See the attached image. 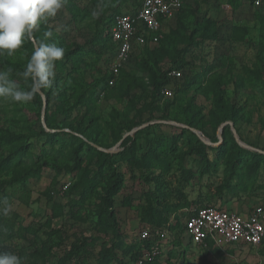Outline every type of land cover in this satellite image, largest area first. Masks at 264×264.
<instances>
[{"label":"rangeland","instance_id":"1","mask_svg":"<svg viewBox=\"0 0 264 264\" xmlns=\"http://www.w3.org/2000/svg\"><path fill=\"white\" fill-rule=\"evenodd\" d=\"M120 1L123 3L118 8L124 11L133 4L131 0H67L55 17L34 32V48L39 40L45 41L44 32L52 30V39L65 53L79 46L87 52L95 50L98 60L87 57L77 70L71 62L67 69L54 68L53 86L46 89L52 92L49 103L45 94H38L42 105L38 95L26 104L0 99V161L19 144L30 146L25 164L0 172V202L6 199L11 206L5 215L0 203V252L16 253L22 264L33 261L35 250L45 254L38 264H80L82 260L96 264L104 243L110 244L118 234L128 249L127 253L120 250L119 255L131 261V244L138 241L140 229L148 223L146 214L154 206L164 208L163 227L168 228L165 238L153 236L159 243L157 264H264V242L225 249L202 247L189 243L182 229L188 214L204 204L225 205L242 214L264 209L263 168L251 177L246 162L245 174L250 178H246L247 185L242 183L234 190L231 186H237L238 177L231 178L224 159L217 166L210 167L207 162L214 161L217 151L226 146V159L237 151L228 129L221 128L223 123L231 132L233 125L244 143L264 150V5L257 6L251 0L239 6L231 0H192L164 27L161 49L152 56L139 49L127 65L124 79L114 87L100 83L93 93L102 68L106 69L104 58L112 52L110 41H102V57L96 38L112 7ZM207 18L219 29L216 39L200 37ZM190 37L198 45L184 58V78L170 84L174 96L152 97L151 73L171 66V58ZM32 51L24 43L12 56L0 55V70L12 68V78L25 88L27 84L17 73ZM204 72L197 84L184 85L195 73ZM44 98L47 105L43 116ZM47 113L56 118V128L47 126ZM181 128L190 132H181ZM42 129L67 135L50 141ZM130 132L136 138L138 155H148L151 163L144 167L115 163L124 179L123 187L111 200L115 226L106 225L98 213L102 196L113 180L107 172L76 217L65 215L69 201L80 198L77 191L70 190L77 176L95 169L96 158L80 149L81 141L94 146L101 142L103 149L114 148L109 153H116L121 150L119 142ZM178 134L177 143L172 145V136L177 138ZM153 147L156 151L151 155ZM239 147L254 151L241 144ZM78 148L77 156L74 150ZM25 173L34 174L26 184L8 183ZM56 204L63 206V215L56 216ZM83 237H96L97 241L82 244L80 252L68 259L74 243Z\"/></svg>","mask_w":264,"mask_h":264},{"label":"trees","instance_id":"2","mask_svg":"<svg viewBox=\"0 0 264 264\" xmlns=\"http://www.w3.org/2000/svg\"><path fill=\"white\" fill-rule=\"evenodd\" d=\"M133 1V4L126 9V11H128L129 9L136 8L138 7L140 4L137 3L136 0H131ZM247 1V0H231V3L234 4L235 6H239L242 2ZM252 3H254L255 0H251ZM191 1L187 2L184 4L183 8L178 12H182L186 9V7L189 5ZM123 2L120 1L117 4V7H112L111 9V13L110 16L107 20V22L105 23V25H103V28L101 30V34L96 38V43H98V45L100 46V55L103 57V53L104 51L101 49V43L102 41H110V43L112 44V52L108 54L107 58H104V63L106 65V69H103L102 72V76L101 78H99V82H97L94 85V90L93 93L96 91L98 85L100 83L105 82L106 85H110L109 84V80L111 78H113V74H111L110 70H109V66L110 63L112 62L115 54H116V44L115 42H113L112 37H111V24L113 19L119 15L122 14L126 11L121 10V8H118L119 5H121ZM261 5H264V1L262 2ZM177 13V14H178ZM213 21L210 18H207L206 23L203 27L202 34L200 35V37H203L204 39L207 37H212L213 39L217 38L218 35V28L213 27ZM167 25V24H166ZM165 25V27H166ZM165 34V33H164ZM164 37V36H163ZM163 42V39H161L158 43L155 44H146L140 48H137L135 50V52L133 53L132 57L134 56V54L139 50V49H143V52L149 54V55H154L159 49H161V44ZM38 43H40V40L38 41ZM25 45L28 48H31L32 50H34V43L32 41H26ZM198 45V42L193 39L192 37H190L188 39V43L184 48L179 49L175 55L171 58L172 61V65L169 66L166 70L160 71L159 73H151V77H150V83H151V95L152 97L160 96V95H164L163 94V89L166 86H170V84L173 83V81L175 80H181L182 78H184V73H183V68L185 67L186 61H185V56L188 53H192L195 49L196 46ZM97 47V45H96ZM97 50V49H96ZM95 50L91 49L88 52L85 51L83 49V47H75L73 49H71L70 51L65 53V56L62 60L57 61L55 68L62 70L63 68L67 69L68 68V64L69 62L72 63V67L74 70H77L79 68V65L83 62H85L87 60V57H92L93 59H96V61L98 60V56L95 57ZM132 57L130 59V61L132 60ZM103 61V60H102ZM129 61V63H130ZM127 63L123 68H121L119 75L116 78V83L113 86L110 87H114L117 85L118 80H122L124 79L125 75L127 72H125L127 69V65L129 64ZM103 65V64H102ZM172 70H180L182 72V76L180 78H175L171 75H169L170 72H172ZM208 70H206L207 72ZM206 72H204V74H197L195 73L194 76H192L191 78H189L187 81L184 82L185 86H189V85H193V84H197L198 82H200L202 80L203 75L206 74ZM59 79V78H58ZM73 80H75V78H73ZM105 88V87H104ZM103 88V89H104ZM43 93L46 95L47 97V101L48 103L51 100V90H43ZM93 93L91 96H93ZM174 96V95H173ZM39 100H40V105H42L43 100L41 98V96H39ZM80 97V96H79ZM49 109V108H47ZM66 112V111H64ZM188 125L190 126H195L194 123L192 121H187L185 120ZM46 123L47 126L50 129L56 128L57 126H55L56 124V118H51V115L49 113L46 114ZM141 124V123H140ZM226 130L228 129V133L230 135L231 140L233 141V144L238 147L237 151L234 153V155L232 157H230V154L228 155V158L226 159L227 153H228V148L227 146L219 149L217 151V156L215 157L214 161H209L208 165L211 166H217V163L220 161H224L227 163V168L228 171L231 174V178H236L238 177V184L237 186L233 187L231 186L232 189H238L239 186H241L242 183H245V185H247V179L246 178H250L251 177H255V174L261 169L263 168L264 170V154L258 151H250L248 149L239 147V145L236 143L234 136L232 135L231 130L229 129V127L226 125L225 126ZM79 132H83V130L81 129V127L78 128ZM190 132V130H186L181 128V132ZM140 132H142V130H140ZM42 134H44V136L46 135L50 141H53V139L59 137L61 134H66V132H48L44 129H42ZM74 137V136H72ZM78 138V137H75ZM179 138V134L176 138V136H172V145L177 143V140ZM13 137H11L9 140L10 142H12ZM136 138L134 136L128 135L123 139L121 142V150L119 152L116 153H109V152H105L104 150H100L97 146L92 145L90 142L88 141H81V145H80V149L81 147H83V150H88V153L92 154V158H96L94 167L95 169H88V170H84L82 171L78 176H77V180L74 182L73 187L70 190H75L77 192H75L80 198L77 200L76 198L72 199L69 201L68 205H69V210L66 212L65 215H68L69 217L75 218L77 212L82 208V204L83 202L89 197L90 193L93 192L95 190V188L98 186V183L101 179V177L103 176V174L105 172L110 174V177L113 178V180L111 181L110 186L107 188V192L105 194H103L102 199L103 202L100 205V210H99V216L101 217V221H103L106 225L108 226H115L116 222H115V217L112 211V201L113 197L115 195H117L119 193V191L121 190V188L123 187V183H124V179H123V175L121 172H119L118 168L115 166V163L117 161H122L125 162L127 164H130L133 167H144L149 165L151 162H149V160L147 159H151V157H149L148 155L143 156H139L138 155V145L136 143ZM119 140V138H118ZM200 142V139H198ZM3 141V139H0V148L3 146V144L1 143ZM91 141V140H90ZM94 143L96 144L97 141L95 140ZM98 144V143H97ZM98 146L102 147L103 143L99 142ZM202 146L205 147V144L202 143ZM30 149V146L26 143L23 142L21 144H19L18 146H16L8 156L4 157L3 159H1L0 161V172H10L12 171L14 166H22V164H25L26 161H28V154ZM79 148L74 150L76 153V155L78 156L79 154ZM151 155L152 153H154V151H156L155 147L151 148ZM203 148L201 147V150ZM158 150V148H157ZM263 150V149H262ZM246 162H249V166L247 168H249V176H246L245 174V169L244 167H246ZM34 176V174L32 173H25L23 175L17 176L11 180L8 181L9 184H13V183H22V184H26V181L31 177ZM227 187L229 185H226ZM154 194V193H153ZM151 194V195H153ZM151 199V197H150ZM218 205L216 203H209V204H204V205ZM58 211L56 212V216H61L64 214V211H62L63 206L60 204H56ZM220 208H224V209H229L228 206L225 205H218ZM232 210V209H230ZM234 211V210H233ZM164 208H156L154 206L151 207L150 211L146 214V219L145 221L148 222L146 223L139 231V238L138 241H136L135 243L131 244V249L132 254H131V261L126 260L124 257L119 255V251H123L124 253L128 252V249L125 248L121 237L117 234L115 237H113V239L111 240L110 244L104 243L102 250H100L97 258H96V264H113V262H115V264H140L139 260L147 253L151 252L152 249L154 248H159V243L155 240V238H149V239H143L141 237V232L143 230L144 227L146 226H150L152 228V232L153 235L155 237L156 236V231L157 230H163V229H167V227H163V225L166 223L165 220V216H164ZM190 214V213H189ZM188 214V215H189ZM157 228H155V227ZM165 226V225H164ZM185 226H186V221L183 224V232L185 233ZM159 238V237H157ZM160 239V238H159ZM97 241L96 237H83L82 240L78 239L74 245H73V250L72 252L67 256L68 259L72 260L74 258V256L76 254H78L80 252V250L83 248L82 244H84V246H86L87 244H92L94 245ZM160 242V241H159ZM189 243H192V241L190 240ZM207 246H214L212 243H208ZM202 247H206V246H202ZM216 247V246H214ZM219 248V247H217ZM45 255L43 254V252L39 251V250H35L33 253V261L30 264H38V259L42 258V256ZM157 255L144 260L143 264H157ZM85 261H81L80 264H84ZM70 262H62V264H69ZM86 263V262H85Z\"/></svg>","mask_w":264,"mask_h":264},{"label":"built area","instance_id":"3","mask_svg":"<svg viewBox=\"0 0 264 264\" xmlns=\"http://www.w3.org/2000/svg\"><path fill=\"white\" fill-rule=\"evenodd\" d=\"M140 4L136 8L117 15L111 24V37L116 44V54L110 63L109 70L113 78L109 84L113 86L116 78L137 48L146 44L158 43L163 38L164 27L183 8L184 4L192 0H136ZM264 0H255L257 6ZM169 75L180 78V70H172ZM164 96L171 98L174 92L171 86L163 89ZM185 235L198 246L212 243L219 248L228 246H259L264 242V209L256 208L249 214H242L230 209L220 208L218 205H201L195 207L186 219ZM150 226L143 228L141 237L152 238ZM156 236L163 239L167 230H157ZM159 254L154 248L145 254L139 263Z\"/></svg>","mask_w":264,"mask_h":264},{"label":"clouds","instance_id":"4","mask_svg":"<svg viewBox=\"0 0 264 264\" xmlns=\"http://www.w3.org/2000/svg\"><path fill=\"white\" fill-rule=\"evenodd\" d=\"M66 4L67 0H0V55L12 56L26 41L33 40L34 32ZM52 37V30L44 32L46 42L34 48L23 70L17 73L26 88L12 78V68L0 70V99L26 104L43 90L52 88L56 62L65 56V49ZM0 203L4 204L5 215L11 211L6 199ZM0 264H22V260L16 253L5 251L0 252Z\"/></svg>","mask_w":264,"mask_h":264},{"label":"water","instance_id":"5","mask_svg":"<svg viewBox=\"0 0 264 264\" xmlns=\"http://www.w3.org/2000/svg\"><path fill=\"white\" fill-rule=\"evenodd\" d=\"M35 46L38 47V46H37V43H35ZM41 94H42V96H45L43 92H42ZM46 105H47V103H46V99L44 98L43 116H44V114H45L44 111H46ZM179 125H180V126H184L183 124H179ZM226 125H227V123H223L222 126H221V128L223 129ZM143 126H144V125H143ZM189 128H190V127H189ZM231 129H232V132H233V134H234V136H235L237 142H239V145L241 144V146L247 147V148L252 149V150H254V151H258V152L264 153V150L259 149V148L252 147V146H250V145L244 143L241 139H239V135H238V133H237V130L235 129V127H234L233 125L231 126ZM192 130L198 132V131H197L196 129H194V128H192ZM134 131H135V130H134ZM131 133H132V132L126 134V135L124 136V138H125L126 136L130 135ZM203 140H204V139H203ZM204 141H206V140H204ZM121 142H122V140H121L119 143H121ZM97 147H98L100 150H104V151H107V152H113V151H114V148H113V149L105 150V149H103V148L100 147V146H97Z\"/></svg>","mask_w":264,"mask_h":264},{"label":"crops","instance_id":"6","mask_svg":"<svg viewBox=\"0 0 264 264\" xmlns=\"http://www.w3.org/2000/svg\"><path fill=\"white\" fill-rule=\"evenodd\" d=\"M223 249H225V248H223Z\"/></svg>","mask_w":264,"mask_h":264}]
</instances>
